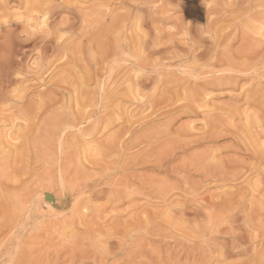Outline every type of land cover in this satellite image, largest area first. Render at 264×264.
Listing matches in <instances>:
<instances>
[{
    "label": "rangeland",
    "instance_id": "rangeland-1",
    "mask_svg": "<svg viewBox=\"0 0 264 264\" xmlns=\"http://www.w3.org/2000/svg\"><path fill=\"white\" fill-rule=\"evenodd\" d=\"M18 1L0 0V16H4L0 19V69L5 66L7 70L8 57V63L19 57V63L33 69L38 56L30 47L40 38L49 40L46 56L56 42L71 45L75 40L77 44L73 41L72 45L89 46L87 57L89 66L93 65L84 69L85 62H78L75 66L73 80L80 83L81 71L95 75L100 51L114 50L118 45L115 60L104 67L114 66V78L109 79L107 70H103L105 76L97 72L87 83L88 88H83L86 96L70 92L82 103L71 105V111L82 107L91 114L95 112L89 119L91 124L108 98V109L117 108L118 112L109 115L117 120L114 117L116 121L108 129L79 137L72 148L66 147L69 139L60 147L62 139L58 141L50 134L51 126L31 130L26 163L10 159L5 169L15 174L9 176L11 183L0 197V264H264V176L262 179L257 174L260 170L264 173V26L259 34L253 31L259 26H255L256 14L264 16V0H145V6H140V0H49L47 5L53 9L46 15V4L39 11L28 4L25 9L24 0L18 6ZM116 16L126 17V25L123 23L117 31L108 29L113 19L110 17ZM65 19L74 25L68 35L57 28ZM38 25L44 26L43 33ZM85 26L90 34L87 29L83 32ZM248 26L253 29L248 30ZM36 29L41 33H35ZM27 31L40 37L31 42L32 46L21 44L20 50L18 38H26ZM53 32L68 38L62 35V40H57ZM83 33L86 36L81 41L78 37ZM152 46L161 52L150 53ZM188 50L198 54L196 62ZM169 53L186 61L184 70L196 66L199 70L193 71L198 77L181 80L180 69ZM135 56L146 57L150 67L142 72L132 68ZM15 63L9 68L18 67ZM242 69L248 70L242 73ZM16 71L10 69V78L21 80L23 76ZM170 72L177 76L166 77ZM28 74L29 80L23 83L29 85L28 93L41 91L38 84L31 87L35 79ZM205 82L216 85L205 86ZM15 87L19 89L15 85L7 90L14 91ZM60 96L57 99L62 100ZM32 102L39 103L37 99ZM10 127L0 125V135L14 139L25 129ZM117 142H128L130 149L121 154L104 151L107 144ZM59 147L67 151V157ZM232 159L246 166V170L235 171L241 173L234 179L224 176L240 167L224 166ZM249 166L253 169L250 173ZM21 167L24 175L17 171ZM85 180L96 186L80 192L79 185ZM100 187L104 193L97 194L98 199L92 193ZM236 196L242 198L241 202L252 201V205H243H251L256 213L248 207L250 212L246 211L244 206L239 213L251 214L250 221H243L238 214L236 221L225 217L222 222L214 218L204 223L208 211L220 212L223 201ZM212 224L218 225L217 229ZM250 257L256 260L248 262Z\"/></svg>",
    "mask_w": 264,
    "mask_h": 264
},
{
    "label": "bare ground",
    "instance_id": "bare-ground-1",
    "mask_svg": "<svg viewBox=\"0 0 264 264\" xmlns=\"http://www.w3.org/2000/svg\"><path fill=\"white\" fill-rule=\"evenodd\" d=\"M20 1H23V0H19L18 1V6H21V3L22 2H20ZM151 1V0H150ZM19 2H20V4H19ZM145 2V0H140L139 1V3H141V5L140 6H145L143 3ZM24 3L26 4V5H24V7H25V9H26V6H27V4H28V6H32L34 9L33 10H37V9H39V11L41 10L42 11V7H41V5L43 4L44 6H45V4L47 5V4H49L50 2H49V0H24ZM23 3V4H24ZM32 5H31V4ZM146 3L148 4V1H146ZM261 3H262V1H261ZM23 4H22V6H23ZM30 4V5H29ZM263 4V3H262ZM139 6V7H140ZM257 7H258V9H259V7H260V5L259 4H257L256 5ZM137 7H138V5H137ZM137 7H135L134 9H137V10H139V11H141L140 10V8H137ZM255 7V5H253V7L252 8H254ZM256 7V8H257ZM146 8H147V6H146ZM29 8H27V10H28ZM30 9H31V7H30ZM51 9H53V7H48V5H47V8L46 9H44L43 10V12H45V15L46 14H50V12L52 13V11H51ZM141 9H142V7H141ZM248 9H249V11H248ZM247 10H246V12L248 11V13L249 12H251V10H250V8H248ZM143 10V9H142ZM145 10V9H144ZM253 10V9H252ZM29 11V10H28ZM136 11V10H135ZM147 11V10H146ZM260 11V10H259ZM29 12H31V10L29 11ZM138 12V11H137ZM136 12V13H137ZM253 12H255V11H253ZM42 13V12H41ZM98 13V12H97ZM140 13H138V15H139ZM259 14H261V13H259ZM44 15V14H43ZM73 15V14H72ZM130 15V14H129ZM137 15V14H136ZM246 15V16H245ZM244 16L245 17H247L248 18V16H247V14H245ZM253 15V14H252ZM251 15V16H252ZM264 15V14H263ZM3 16V15H2ZM2 16H0V19H1V17ZM101 16H102V14H101ZM101 16H100V18H101ZM121 16H127V15H124V14H122ZM133 16V15H132ZM260 16V15H259ZM259 16H257V14H256V22H257V24L255 25V26H257L258 24H259V26H257V27H255L254 29H253V31H254V33L255 34H259V31L261 30V27H263L264 26V16L263 17H259ZM4 17V16H3ZM107 17H108V15H107ZM117 18L118 17H120V16H116ZM123 17H122V19H121V17L119 18V19H114V17H110V19L111 18H113V19H111L110 20V22L108 23V25H110L109 27H108V29L109 28H113V29H111V30H116V29H118L119 30V28L121 29L122 27H124V25H126V23H124L123 21H125L124 19H126V17L123 19ZM131 17V16H130ZM134 18H135V16H134ZM136 20L135 21H139L140 19H138L139 17H137L136 16ZM247 18H245V19H247ZM70 20H71V18H69ZM102 19H103V17H102ZM254 19V17L252 18V20ZM66 20V21H65ZM64 21V23H59L60 25L57 27L58 28V32H63V33H67V35L68 34H70L69 33V31H71V30H73V27H74V25H73V23L72 22H67V21H69V20H67V19H65ZM82 19H80V21H81ZM83 20H85V19H83ZM82 20V22H86V21H83ZM98 20H101V19H99L98 18ZM128 21H129V19H127ZM127 20H126V22H127ZM45 21V20H44ZM43 21V25L45 24V22ZM73 21V20H72ZM94 21V20H93ZM92 22V21H91ZM140 22V21H139ZM138 22V23H139ZM255 22V23H256ZM37 23V22H36ZM96 23H97V21H96ZM123 23H124V25H123ZM137 23V24H138ZM254 23V22H253ZM34 24V23H33ZM32 24V25H33ZM39 24V23H38ZM40 24H42V23H40ZM39 24V25H40ZM127 24H128V22H127ZM131 24V23H130ZM135 24H136V22H135ZM140 24H142L141 22L139 23V25L138 26H140ZM30 24H28V26H29ZM38 25V26H39ZM42 25V27H44ZM47 25V24H46ZM86 25V24H85ZM97 25H98V23L96 24V26H95V28L97 27ZM100 23H99V27H100ZM129 25V24H128ZM82 26V25H81ZM106 26V25H105ZM105 26L104 25H102V27H104L105 28ZM136 26V25H135ZM27 27V26H26ZM30 27H31V25H30ZM40 27V26H39ZM42 27H40V28H38V29H41ZM129 27H130V25H129ZM250 27L248 26V30L250 29ZM25 28V27H24ZM32 28V27H31ZM34 28V27H33ZM85 29H83V32L85 33V30L88 28H86V26L84 27ZM94 28V29H95ZM89 29V28H88ZM88 29L86 30L87 32H88ZM97 29H98V27H97ZM102 28H99V30H101ZM26 29H24V31H25ZM28 30V29H27ZM33 30V29H32ZM42 30H44V29H41L40 31H42ZM45 30H47V29H45ZM49 30V29H48ZM98 30V31H99ZM105 30V29H104ZM104 30H102V31H104ZM111 30H109V31H111ZM251 30V29H250ZM30 31V30H29ZM36 31H37V29L35 30V33H36ZM81 31V30H80ZM79 31V32H80ZM106 31L108 32V30L106 29ZM117 31V30H116ZM253 31H251V32H253ZM31 32H33V31H31ZM38 32V31H37ZM44 31H42V33H43ZM47 32V31H46ZM114 32V31H113ZM24 33V32H23ZM25 33H27V34H25ZM24 34L26 35V38L24 37V39L22 38V40H20L21 38H18L19 39V43H20V46H19V48H20V50H22L21 48V44H22V46L24 45V44H28V43H30L29 45H31L32 43L31 42H35V39H36V37H40V36H34V33H31V34H33V35H29V33L30 32H25ZM38 33H41V32H38ZM51 34H52V32H50ZM53 33H55V32H53ZM84 33L83 34H80V36L78 37V39L80 38L81 39V41L85 38V36H84ZM51 34H50V36H51ZM56 35H55V37L56 36H58V38H57V40H59V39H61V36L63 35V34H61V36L60 35H58L57 33H55ZM72 34V33H71ZM87 34V33H86ZM88 34H90L89 32H88ZM94 34V33H93ZM242 34H243V32H242ZM66 34H64L63 36H65ZM66 35V37L68 38V36ZM42 36V35H41ZM50 36H49V38H50ZM52 36H54V34H52ZM72 36V35H71ZM78 36V35H77ZM91 36H92V33H91V35H90V38H91ZM66 37L64 38V40L66 39ZM17 38V37H16ZM37 38V39H38ZM70 39H72V37H69ZM87 38H89V36L87 37ZM99 38V37H98ZM157 38V37H156ZM156 38H155V40H156ZM245 38H246V36H244V34H243V37H241V41H244L245 40ZM17 39V40H18ZM37 39H36V41H37ZM51 39H53V38H51ZM54 40H55V38H54ZM62 40V39H61ZM66 40H69V39H66ZM66 40H65V42H66ZM87 40V39H86ZM73 41H75V40H72V41H70L71 42V45L70 44H68V45H62V43L61 44H58L59 42H56V44H55V46L54 47H52L51 49H50V55L49 56H46L45 55V53H47V44L49 43V40H47V37H43V38H40V40L38 41V44L37 45H35V44H32L31 46L32 47H30L31 48V51L33 50L34 52L36 51L37 52V62H38V64H36L35 63V66H36V68H35V66H34V68L32 69H29V67L27 68L26 66L24 67L23 65H22V62H18V60H19V57H18V60L17 61H15V62H11L12 63V65H13V63H15V65H17L18 67H13V68H15L17 71L15 72L16 74H18L19 76H23V78L21 79V80H18V79H20L19 77H18V79H13V78H10V69L11 70H13V68H9V66H11V65H9V64H11V63H8L9 62V60H8V58H7V60L6 61H8V62H6L7 64H8V66H7V70L4 68L5 66V64L3 65L4 67H2L1 69H3V70H1V71H4V69H5V72L4 73H2V75H0V105L1 104H3V106H4V104H5V108L6 109H8V111H6V109L3 107V106H0V125H2V124H7L8 126H11L12 128H13V126L15 127V126H18V127H21V126H23L25 129L24 130H22L23 132H20V134L19 135H17V137L16 138H14V139H11V138H9V136L8 135H5L4 137L3 136H1L0 135V197H2V195L4 194V193H6L5 192V190L8 188V186H7V183L9 184V183H11L10 182V179H9V176L10 177H12V175H14L15 174V172H12L11 174H10V172H8L7 173V171L5 170L6 168H8L7 166H8V164H9V160L11 159V160H13L14 162L15 161H20V163H22V162H25L26 163V157H27V153H29V150L31 149V147H30V144H29V141H30V135H31V130L33 129H35V128H37L38 126H51V135L53 136V135H56V137L58 138V141H59V139H62V141H59L60 142V147H62V144L65 142V140H67V139H69V141H67V148H72V147H74V145H75V140L76 139H79V137H82V136H88V135H91V134H96V133H98L99 131H101V129H102V131L103 130H105V129H108V127H110V125H112L113 123H115V121L117 120L116 119V116H114L115 117V119L116 120H114L112 117H110L109 115H113L114 114V112H118V110H116L115 108V110L114 109H108V106H109V103L111 102V99H109L108 98V100H105V102H106V104H104L103 106L104 107H102L103 108V110L102 111H100V114H98L99 116H98V118H96L97 120L93 123V124H91L90 123V118H91V116L95 113L94 111L95 110H93V114H91V112L89 113V111H87L86 112V110H84V108H82V107H80V108H76L78 105H80V106H82L81 104V102H79V100H78V98H73L70 94L73 92V93H75L76 94V92H80V93H83L82 95H84V96H86L87 94L85 93V92H83V88H88V86H87V83L90 81L91 82V80L90 79H92V76L93 77H95L96 76V74H97V72H100L101 73V75H104L105 74V71H104V74L102 73L103 72V70H107V72H108V74H106L107 75V77L110 79V78H112L113 76H114V72H116L115 70H114V66L113 65H111V66H109L108 68H104L105 66H107L108 64L110 65V63L112 62V60H115V57H116V55L119 53L118 52V49H119V46L118 45H116V47L114 48V50L112 51V50H107V49H104V50H102V51H100V64L98 63V64H96L95 63V61H93L92 63L94 64V67H95V75H94V73L93 74H90L87 70H84V69H86V67H88L89 66V63L91 64V61H89L88 60V58L89 57H87L89 54V52L91 51L90 50V48H88L87 46L85 47V46H82V43L81 44H79V45H76L77 43H76V41H75V45H72V42ZM99 41V40H98ZM64 42V43H65ZM54 43V42H53ZM67 43H69V41L68 42H66V44ZM11 44V43H10ZM99 44H100V42H99ZM154 44V41L153 42H151V45H153ZM29 45H28V49H30L29 48ZM70 45V46H69ZM9 47L8 48H10V45H8ZM63 46V47H62ZM139 46H141L140 44H139ZM6 47V46H5ZM173 49V48H172ZM19 50V49H18ZM19 50V51H20ZM24 50V49H23ZM29 52H30V50H28ZM27 51V54L29 53ZM49 51V50H48ZM22 52V51H21ZM34 52H32V53H34ZM149 52L150 53H152V54H159L160 52H161V50H159V49H154V46H152L151 47V49L149 50ZM8 53H10V52H8ZM17 54H18V52H16ZM24 53V52H23ZM171 53V52H170ZM169 53V55H170V57H172L171 58V60H173L174 62H175V64H176V67L178 68V69H180V74L182 75L180 78H181V80H184V81H187L186 79H184V78H186V77H189V78H191L192 79V77H198V75H197V72L195 73L193 70H194V68H195V70L197 71V70H199V69H196L197 67L195 66H193L194 68H189V70L191 69V71H189V70H184V69H186L184 66L186 65L185 63H186V61L185 60H180V58H178V56H177V54L175 55L174 53H173V55H171ZM122 54V53H121ZM251 54L253 55V54H255V53H253V52H251ZM36 55V54H35ZM175 55V56H174ZM188 55L189 56H191L192 57V59H195V62H196V59H197V57H198V54L196 55L194 52H192V51H189L188 50ZM188 55L186 56L187 58H188ZM259 53L258 54H256V57H255V59L256 58H258L259 57ZM3 56V55H2ZM11 56V55H10ZM18 56H19V54H18ZM78 56H80V57H78ZM128 56V55H127ZM138 56V55H137ZM137 56H135L137 59L139 58V57H137ZM177 56V57H176ZM3 57H5V56H3ZM2 57V58H3ZM24 57V55L22 56V58ZM28 57V56H27ZM118 57H120V56H118ZM6 58V57H5ZM64 58L66 59L65 60V62H62V64H60V63H58V62H60V60H64ZM141 58H143V57H141ZM146 58V57H145ZM140 59L139 58V60H137V59H134V61L133 62H131V67L132 68H134V69H136V70H141V72L142 71H145L146 70V68H147V66L148 67H150L149 66V64H147L148 62L146 61L145 62V60H147V58L146 59ZM185 58V57H184ZM60 59V60H59ZM69 59H70V61H69ZM5 60H2V61H5ZM59 60V61H58ZM142 60V61H141ZM22 61V60H21ZM58 61V62H57ZM34 62H36V59H35V61ZM78 62L80 63V64H83L84 62V64H83V68L84 69H82V70H84V71H81V73H79L80 74V77L78 76V79L80 80H82V82H80V83H77L78 81H76V80H73V78L75 77V75H74V73H73V70L75 69V66L78 64ZM57 63V64H56ZM188 63V62H187ZM193 63H194V61H193ZM6 64V65H7ZM129 64V63H128ZM184 64V65H183ZM2 65V64H1ZM1 65H0V67H1ZM100 65V67H98ZM117 65V64H116ZM86 66V67H85ZM93 66V65H92ZM91 65L89 66L90 68L92 67ZM88 67V68H89ZM130 67V68H131ZM174 68V67H173ZM200 68H201V66H200ZM178 69H177V71H178ZM113 70H114V72H113ZM148 70V69H147ZM248 69H242L241 71H242V73L243 72H246ZM1 71H0V74H1ZM232 71V70H231ZM178 72V73H179ZM200 73H201V71H199ZM28 73H30L31 75H32V78L33 79H35V83H34V80H33V83H31V87H32V84L33 85H37L38 84V87L39 86H42V89H41V91H38V92H36V93H33V89L31 90L32 91V93L31 94H29L28 93V87H29V85H27V86H23V83H26V79H27V77H26V75L28 74ZM112 73H114V74H112ZM4 74V75H3ZM13 74V73H12ZM26 74V75H25ZM201 74H203V72L201 73ZM29 75V74H28ZM45 75V76H44ZM175 73L173 74V72H170L169 74H166V77H169V78H174L175 77ZM44 76V77H43ZM105 76V75H104ZM103 76V77H104ZM177 76V75H176ZM14 77H17L16 75H14ZM30 77V76H29ZM83 77H86V79H82ZM163 77H165V76H163ZM200 77V76H199ZM31 78V77H30ZM114 78V77H113ZM179 78V79H180ZM195 78H193V79H195ZM220 78L221 79H223V78H225V77H223V76H220ZM100 79H101V77H100ZM109 79H107V81L109 80ZM203 79V78H202ZM27 80H29V79H27ZM196 80V79H195ZM199 80V79H198ZM31 81V80H30ZM29 81V82H30ZM76 81V82H75ZM99 81V80H98ZM105 81V80H104ZM28 82V81H27ZM28 82V84H30ZM97 82V81H96ZM96 82H94V84L96 83ZM106 83V82H105ZM206 83V82H205ZM18 84L19 85H21L22 84V86H18ZM90 84V83H89ZM93 84V83H92ZM98 84V83H97ZM102 84V83H101ZM104 84V83H103ZM107 84V83H106ZM15 85H17V87H19V89H17L16 87V89H14V91H8L7 89L9 88V87H13V86H15ZM208 85H216V84H214V82H210V83H206L205 84V86H208ZM85 86H87V87H85ZM103 85H101V87H102ZM106 86V85H105ZM95 87H96V85H95ZM98 87H99V85H98ZM69 88H71L72 90H69ZM97 88V87H96ZM103 88H104V86H103ZM67 90H69V91H67ZM103 90V89H102ZM31 91H29V92H31ZM35 91H37V90H35ZM64 91H67V97L65 96V93H64ZM72 91V92H71ZM86 91V90H85ZM10 92V93H9ZM71 92V93H70ZM105 92V91H104ZM61 95L60 97H62V100H61V98H59V99H57V95ZM64 97H65V99H67L66 101H65V99H64ZM74 97H76V95L74 96ZM104 98V97H103ZM35 99H37L38 101H39V103H37V105L35 104L34 105V103L32 102L33 100H35ZM118 99V98H117ZM104 102V103H105ZM6 104H8L7 105V107H6ZM66 105H67V108H66ZM71 105H74V106H76V107H74V108H76V112L73 110V111H71L70 110V108H71ZM96 105V104H95ZM197 106H195L196 107V109H198V103L196 104ZM1 107H3V108H1ZM73 108V107H72ZM73 108V109H74ZM200 108V107H199ZM65 109L67 110L66 112H65ZM69 110H70V112H69ZM92 111V110H91ZM99 111V110H98ZM116 112V113H117ZM108 116V117H107ZM93 117V116H92ZM89 120V121H88ZM93 122V121H92ZM10 127V128H11ZM17 127V128H18ZM11 128V129H12ZM22 128V127H21ZM71 130H74L75 131V133L76 134H74L73 132H71ZM1 132H3V131H1ZM73 133V134H72ZM104 133V132H103ZM1 134V133H0ZM60 138H59V137ZM126 143H128V142H125V143H119V142H117V143H112V144H107L105 147H104V151L105 152H115V153H119V154H121V153H123L124 151H126V150H129L130 149V147L128 146V148H127V144ZM132 146H133V144H132ZM131 146V147H132ZM59 147V149H60V151L62 152V153H65L64 155L66 156V155H68V153H67V151H65V149L63 150L62 148H60ZM64 147V146H63ZM258 153H256L255 152V150H254V153H256L257 155L259 154H261V153H259V151H257ZM55 155H57L56 153H55ZM258 155V156H259ZM69 156L70 157H72V153H70L69 154ZM67 157V156H66ZM61 158H62V156H61ZM251 158L253 159V160H256L257 159V157L254 155V154H252L251 155ZM259 159H260V157H258ZM39 159V158H38ZM65 159V158H64ZM35 160H36V158H35ZM41 160H43L42 158H41ZM12 161V162H13ZM37 161V160H36ZM239 161V160H238ZM241 162V161H240ZM240 162H237V161H234L233 159L232 160H226L225 161V165L224 166H226V165H228L229 167H235V166H237V165H240V167L239 168H237L236 169V167L235 168H233L231 171H230V173H225V175L224 176H227V177H230L231 179H234V178H236L241 172H235V171H238V169H240V171L241 170H246V166H243V164L242 163H240ZM222 164H224V162H222ZM249 164V163H248ZM245 165H247V164H245ZM223 166V167H224ZM250 166H251V164H250ZM250 166H249V168L247 169L248 171H249V173H250V171H251V169L253 168L252 166V168H250ZM247 167H248V165H247ZM255 170H259V169H256V168H254ZM25 169H23V167H21L19 170H17V171H19V173L21 172V174H23L24 172H22V171H24ZM253 170V169H252ZM14 171V170H13ZM17 173V172H16ZM9 174V175H8ZM259 176L261 175V178L263 179V176H264V173H261V170H260V172H258L257 173ZM24 175V174H23ZM263 175V176H262ZM22 176V175H21ZM225 178V177H224ZM12 179V178H11ZM17 179H18V177H17ZM89 179V178H88ZM12 181V180H11ZM90 181H83L80 185H79V190H81L80 192H82V190H84L83 192H85L90 186H96V184H94L93 183V181L92 182H90ZM98 183V182H97ZM100 186V185H99ZM94 189H95V187H94ZM102 188L100 187L99 188V190L100 191H98V192H94L95 194L93 195V193H92V196H96L97 194H102V192L104 191L103 189L101 190ZM96 190V189H95ZM79 192V193H80ZM92 192V191H91ZM87 193V192H86ZM85 193V194H86ZM104 193V192H103ZM81 194H83V193H81ZM127 194V193H126ZM125 194V195H126ZM91 195V194H90ZM162 196H164V194L162 195ZM161 196V197H162ZM167 196V195H166ZM89 197V196H88ZM93 197V198H94ZM99 197H100V195H99ZM165 197V196H164ZM95 198H98V196L97 197H95ZM112 198V197H111ZM113 198H116V200H118L119 198L118 197H115V196H113ZM112 198V199H113ZM118 198V199H117ZM2 199V198H1ZM89 199H90V197H89ZM92 199V198H91ZM99 199V198H98ZM163 199V198H162ZM115 200V199H114ZM241 200H242V198H240L239 196H236L235 198L234 197H232V199L231 198H228V200L227 201H223V204H222V209L221 210H219V207H217L218 208V210L220 211V212H218V213H213V212H215L216 211V209H215V211H208V214L206 213L205 215H204V219H205V221L206 222H204L206 225L209 223V222H211L214 218L215 219H218V218H220V220L219 221H221V219H222V221H224L225 219H223V218H225V217H227V218H229V217H233V218H231V219H233V220H235L236 221V216H237V220H238V216L240 215L239 213H240V211H241V209H240V207H242V206H244V205H246L245 203L247 202V201H242L241 202ZM1 201V200H0ZM4 200H2V202H3ZM163 201H165V199H163ZM162 201V202H163ZM114 202V201H113ZM244 202V203H243ZM251 203H252V201H250ZM251 203H249V204H251ZM244 204V205H243ZM247 204H248V202H247ZM248 204V205H249ZM253 204V203H252ZM251 204V205H252ZM87 205L88 204H86L85 206H86V208L87 209H90V208H88L89 207V205H88V207H87ZM212 205V207H214L215 206V204H211ZM251 205H250V207H248V206H244L245 207V210L246 211H248V212H250L249 210H247V207L248 208H251V210L252 209H254L253 207H251ZM0 206H3V204L2 203H0ZM215 208H216V206H215ZM84 209H85V207H84ZM83 209V210H84ZM86 209V210H87ZM242 209L244 210V208L242 207ZM213 210H214V208H213ZM88 211V210H87ZM252 211H255L254 213H256V210H252ZM259 212H260V214L263 212V211H260V210H258ZM253 213V212H252ZM239 214V215H238ZM247 214V213H246ZM242 215V217H243V221H245V220H247L248 221V219H249V221H250V218L252 217V215L251 214H247V215ZM240 215V216H241ZM239 216V217H240ZM258 216V215H257ZM235 218V219H234ZM258 218V217H257ZM230 219V221L232 222L231 224H233V220H231ZM240 219V218H239ZM252 219V218H251ZM221 221V222H222ZM208 222V223H207ZM204 223H202V226H203V224ZM213 223H216L215 221L213 222ZM217 224V223H216ZM216 224H212L213 226H215ZM230 224V223H229ZM210 226H211V224H210ZM213 226L211 227V229L213 228ZM217 226L218 225H216V228L215 229H217ZM204 227H206V226H204ZM199 228H201L200 226H199ZM198 229V228H197ZM197 229H196V231H197ZM214 229V230H215ZM203 230H205V229H203ZM198 231H200L199 229H198ZM200 232H202V229H201V231ZM198 233V232H197ZM204 233H205V231H204ZM212 233V232H211ZM210 233V234H211ZM213 234V233H212ZM232 240V239H231ZM233 241H235L234 239L231 241L232 243H233ZM258 256H256L255 258H257ZM262 257V256H261ZM260 258V257H259ZM258 258V259H259ZM248 259H251V257L250 258H248ZM263 259V258H262ZM262 259H259V260H262ZM252 260V261H251ZM251 260H249L248 262H254L255 260H254V258L253 259H251ZM247 262V261H246Z\"/></svg>",
    "mask_w": 264,
    "mask_h": 264
},
{
    "label": "water",
    "instance_id": "water-1",
    "mask_svg": "<svg viewBox=\"0 0 264 264\" xmlns=\"http://www.w3.org/2000/svg\"><path fill=\"white\" fill-rule=\"evenodd\" d=\"M44 199H45V200H48V199H49V196H48V195H45V196H44Z\"/></svg>",
    "mask_w": 264,
    "mask_h": 264
}]
</instances>
